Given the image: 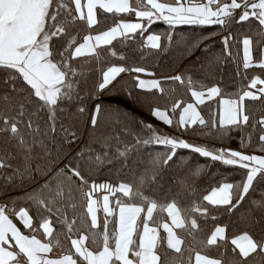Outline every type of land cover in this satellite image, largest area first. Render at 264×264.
Returning a JSON list of instances; mask_svg holds the SVG:
<instances>
[{
  "label": "snow or ice",
  "instance_id": "snow-or-ice-1",
  "mask_svg": "<svg viewBox=\"0 0 264 264\" xmlns=\"http://www.w3.org/2000/svg\"><path fill=\"white\" fill-rule=\"evenodd\" d=\"M105 23L109 26L100 30ZM157 23L166 29L153 32ZM242 23L249 24L248 32L231 31ZM182 26H218V31L178 43L175 30ZM216 36L223 47L214 63L236 65L239 82L232 90L222 79L210 85L196 79L206 70L196 53H207V41ZM173 46L190 66L160 79L142 78L155 77L142 62ZM0 72V191L7 195L19 187L23 193L19 200L0 197V264H184L188 238L201 245L195 264H264V0H0ZM125 75L131 88L121 85ZM165 82L178 83L192 102L176 99L161 108L154 94L165 93ZM118 85L152 118L174 129L165 134L117 108L119 132L91 137L105 149L112 139L122 141L117 154L123 167L140 145L163 149L149 154L133 184L93 179L91 173L113 157L91 144L87 153L80 150L60 163L80 143L81 125L90 121L93 132L99 127L105 111L100 100ZM208 103L214 106L205 117L198 106ZM185 134L237 140L251 152L203 146ZM178 150L238 167L241 180L221 182L201 197L194 178L202 166H197L178 181L170 199L158 202L152 194L160 187L158 178L173 167H190ZM181 197L189 199L183 207ZM18 204L24 206L17 209ZM158 211L167 221L158 219ZM218 213L238 218L230 254L228 226L217 224L206 234L200 223L216 221ZM212 247L222 249L220 258L202 254Z\"/></svg>",
  "mask_w": 264,
  "mask_h": 264
},
{
  "label": "trees",
  "instance_id": "trees-1",
  "mask_svg": "<svg viewBox=\"0 0 264 264\" xmlns=\"http://www.w3.org/2000/svg\"><path fill=\"white\" fill-rule=\"evenodd\" d=\"M108 26L109 25L107 23L101 24L100 30H104ZM165 29L166 25H164L163 23H157L153 26L152 31L162 32ZM175 31V39L178 43H180L193 35H208L209 33L216 32L218 31V26L204 28H192L188 26H182L177 28ZM231 31L243 35L245 32L249 31V24H233ZM83 34L84 33L82 32V35ZM207 43L210 45L209 51L207 53L202 54L199 51L196 53V55L200 56L201 60L205 62L206 68L205 71H198L196 73V79L202 80L205 84L209 85L214 80L220 81L222 79L223 83L229 84V90H232L234 87V83L239 82V77L235 75L236 65L231 61L223 66H219L214 63L215 57L221 54L223 47L220 44L219 36L208 40ZM114 44L116 45L117 50H120L121 46L119 45V43L114 42ZM233 51L237 52L238 49L234 48ZM235 59H237V56L233 57V60ZM239 59L242 61V51L239 52ZM116 62L119 63V61ZM142 65L147 67L150 71L155 72V77L143 76L142 78L156 79L183 72L186 68L190 66L188 60L180 58L177 48L175 46H173L168 53H165L163 55L149 56L146 60L142 62ZM93 67H95V65H93ZM197 67L199 68V65ZM212 72H215L214 76L212 75ZM2 77L3 73L0 72V78ZM93 78H95V73H93ZM121 85L131 88L133 85L131 77L125 75L123 80L121 81ZM121 85H118L116 88L110 89L102 96L100 102L103 103L105 111L100 115L99 127L93 132L91 130L90 121L88 122L87 126H80V143L74 144L72 146L71 154L68 155L66 158L61 159V166L71 161L75 156L76 152L84 150L87 153L88 146L91 144L93 149L99 151L100 153H102L104 150H107L110 156L113 157V162L111 164L103 165L99 168L98 171H93L91 173L93 179H95L97 182H112L113 184H117L120 181H126L130 184H133L135 183L136 175H139V173L142 172L145 166L147 165V162L149 160V154L151 153L154 155L157 151L163 150L162 148H159L155 145H140L138 152L131 154V157L128 160V167H123V162L117 154V149L119 148L120 150H123L125 146L122 141L112 139L106 149L103 148L100 143L92 144L91 137L93 136L103 139L104 137H107L109 135H115L119 132L120 126L115 125L114 121L116 116L113 112V109L117 108L120 110L121 114L127 113L128 119L130 120H143L145 122L152 123L165 134L174 133L173 128L167 127L164 129L159 126L149 114L148 108L145 107L143 104L137 103L134 99L130 98L124 91H122ZM163 86L166 89L164 94H154L158 96L157 103L161 108L170 107L171 103L174 102L176 99H182L185 103L192 101L190 94L187 93L186 89L181 87L178 83L173 84L171 82H165ZM136 95L145 94H142L139 92V90H137ZM213 106L214 105L212 103L200 105L199 109L201 111V114L205 117H208L209 111ZM175 118L178 119V113L176 114ZM176 134L179 135V133ZM184 138L207 147L232 148L251 152V149H241L237 140H228L226 138H201L192 134H185ZM123 140L127 141L128 143L133 142L131 136H125L123 137ZM178 152L185 160H189L191 162L190 167L184 168L183 171H181L177 167H173L172 169L166 170L164 172L162 179L158 178V184L160 185V187L152 193L153 195H155L158 202L163 203L165 200L170 199L171 193H175L179 188L178 181L180 179H183L186 173L194 172L197 166H202L200 177L194 178L195 185L200 190L201 197L203 194H207L205 190L210 191L211 187L216 186L221 182L228 181L238 183L241 180L243 170L239 169L238 167L225 166L222 163L213 162L210 159L206 160L204 158H200L198 155L189 153L188 150H178ZM41 163H43V161H41ZM82 167L83 170L87 172L88 166L83 165ZM153 187L156 188V186ZM22 194V190L19 187L10 189L7 195H5L3 191H0V197H2L4 201H7L8 196H12L14 199L19 200L22 198ZM112 203H114V201H112ZM136 203H139V201H136ZM188 203V198H180L181 207L185 206ZM20 206L24 205L18 204L17 209ZM97 215L102 225L104 219V213L102 209L98 210ZM157 216L158 219H162L164 221H167L168 219L166 213H160L159 211L157 212ZM217 217L218 218L216 221H212L211 219H209L206 223L201 220V226L205 229V233L207 234L210 233L213 227L217 224L220 226L227 225L228 227L226 231L229 236L228 251L230 254L232 248L230 244L231 236L233 233L238 234V231L235 228V224L238 222V218L236 216L230 217L226 213H218ZM112 219L113 218L109 217V220ZM110 227H114V225L110 224ZM176 231L181 235H184L181 230L177 229ZM161 234L164 235L163 231H161ZM197 238H200L199 234ZM182 247L185 249L182 257L184 264H189V257H191L192 264L195 252L201 251V245L194 244L191 239L188 238L186 239V242L184 245H182ZM221 251L222 249H216L215 247H212L204 249L202 251V254L207 255L210 258H220ZM169 255L176 256L177 254L169 250Z\"/></svg>",
  "mask_w": 264,
  "mask_h": 264
},
{
  "label": "crops",
  "instance_id": "crops-1",
  "mask_svg": "<svg viewBox=\"0 0 264 264\" xmlns=\"http://www.w3.org/2000/svg\"><path fill=\"white\" fill-rule=\"evenodd\" d=\"M144 79H152V78H144ZM192 102V101H191ZM199 107V106H198ZM154 119V118H153ZM155 120V119H154ZM155 122L159 125V126H161L162 128H167V126L166 125H164V124H162L161 122H159V121H157V120H155ZM14 222H16L17 223V225H18V227H20L21 228V230H24L23 229V226L21 225V224H19V222L18 221H14ZM170 222V221H169ZM161 231H163L162 229H161ZM192 264H195V261H194V259H193V262H192Z\"/></svg>",
  "mask_w": 264,
  "mask_h": 264
},
{
  "label": "rangeland",
  "instance_id": "rangeland-1",
  "mask_svg": "<svg viewBox=\"0 0 264 264\" xmlns=\"http://www.w3.org/2000/svg\"><path fill=\"white\" fill-rule=\"evenodd\" d=\"M100 195H103V193H100ZM99 209H102V211H103V201L102 200L100 201Z\"/></svg>",
  "mask_w": 264,
  "mask_h": 264
}]
</instances>
